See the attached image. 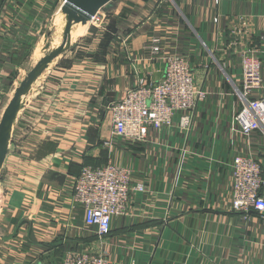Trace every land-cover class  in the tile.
<instances>
[{
	"label": "crops",
	"instance_id": "1",
	"mask_svg": "<svg viewBox=\"0 0 264 264\" xmlns=\"http://www.w3.org/2000/svg\"><path fill=\"white\" fill-rule=\"evenodd\" d=\"M59 2L0 0V122L12 99L2 104L4 79L21 84L26 71L63 42L66 22L56 45L58 30L49 25L55 9L61 11L64 0ZM164 2L112 0L101 9L99 27L74 24L70 49L24 96L0 173L3 253L21 246L30 258L54 264L68 249L95 245L109 252L113 264H264V219L231 208L233 158L252 152L264 164V130L250 144L232 131L242 108L235 94L241 65L227 49L232 23L245 17L246 42L260 47L264 75V0H176L189 29ZM162 26L169 28L166 34ZM160 35L188 57L208 92L193 130L155 133L151 142L135 145L113 139L107 105L138 77L164 75V62L149 60L145 49ZM111 160L132 167L150 193L134 194V215L115 219L101 243L86 228L84 209L72 201L68 179ZM1 258L0 264L12 263Z\"/></svg>",
	"mask_w": 264,
	"mask_h": 264
},
{
	"label": "built area",
	"instance_id": "2",
	"mask_svg": "<svg viewBox=\"0 0 264 264\" xmlns=\"http://www.w3.org/2000/svg\"><path fill=\"white\" fill-rule=\"evenodd\" d=\"M66 0H64L65 3ZM63 3V4H64ZM104 13L97 12L88 25L99 27ZM177 27L176 31H181ZM169 30L163 27L165 34ZM232 39L227 49L240 58L241 81L235 94L242 108L233 117L232 131L248 144L256 131L264 130V75L260 47H249L248 21L241 17L230 27ZM264 39V36H262ZM145 49L151 61L164 62V75L159 80L148 75L138 77L135 85L128 88L119 100L111 101L106 110L110 115L111 137L130 145L149 143L155 133L182 130L190 135L197 108L207 97V91L198 84L195 68L186 55L174 50L162 36L151 39ZM234 94V93H233ZM111 146L110 143H107ZM183 161V160H182ZM231 208L245 217L256 211L264 219V164L252 152L237 154L233 158ZM136 171L114 160L100 166H86L80 173L70 176L68 189L72 201L84 209L86 228L101 240L107 239L113 230L114 220L134 215L133 197L136 192L150 193L146 183L136 181ZM8 247V245H5ZM97 246V245H96ZM12 252L0 250L1 259L9 256L11 264H48L40 258H30L21 246ZM7 251V250H6ZM23 252L22 257L15 256ZM3 253V255H2ZM6 264L7 261H4ZM54 264H113L109 252L85 245L83 249H68Z\"/></svg>",
	"mask_w": 264,
	"mask_h": 264
},
{
	"label": "water",
	"instance_id": "3",
	"mask_svg": "<svg viewBox=\"0 0 264 264\" xmlns=\"http://www.w3.org/2000/svg\"><path fill=\"white\" fill-rule=\"evenodd\" d=\"M112 0H66L61 7L66 16V25L62 44L49 51L28 72L27 76L16 88L0 122V173L10 149L11 137L18 114L23 107V98L30 91L32 84L48 65L59 55L70 49L72 44V27L74 24H88L92 16L99 12Z\"/></svg>",
	"mask_w": 264,
	"mask_h": 264
},
{
	"label": "rangeland",
	"instance_id": "4",
	"mask_svg": "<svg viewBox=\"0 0 264 264\" xmlns=\"http://www.w3.org/2000/svg\"><path fill=\"white\" fill-rule=\"evenodd\" d=\"M58 2H59V0H58ZM63 2V0H60V2H59V6H60V3H62ZM165 6L166 7H169L171 10H172V12H174V17L179 21L178 23H180L181 25H182V28H186L187 27V29H189L190 27H189V21H188V19H187V15H186V13H184L183 12V10H182V8L180 7V5L176 2V0H175V3L172 1V0H165ZM59 8V7H58ZM58 8H56L55 10H56V12L52 15V17H50L49 19H50V21H49V25L50 26H52L53 27V29L54 30H58V31H56V33H55V35H54V43L53 44H57V43H59V36L61 35V34H59V30L61 31V28L63 27V25H64V23L66 22V16L62 13V11H60V12H58L57 10H58ZM56 14V15H55ZM45 16H47V13H46V15ZM65 17V18H64ZM52 18V19H51ZM176 20V21H177ZM55 23H57V26H56V24ZM52 29V30H53ZM51 48V47H50ZM31 70V69H30ZM29 69L26 71L27 72V74H28V72L30 71ZM5 72H7V74H6V76L8 75V73H10L11 72V69L10 68H7V70L5 71ZM25 73V71L23 72V74H21V78L22 77H24V74ZM27 74H26V76H27ZM25 76V77H26ZM17 77V76H16ZM18 80V81H17ZM16 82V83H15ZM19 79H11V80H9V81H6L5 82V79H4V96H5V101H2V104L4 103V106H5V104L7 103V101H8V99L9 98H11V97H13V95H14V91L15 90H13V89H15V85H17V86H19ZM8 87H9V91H8ZM12 95V96H11ZM1 187H0V194H1ZM1 195H0V204H1Z\"/></svg>",
	"mask_w": 264,
	"mask_h": 264
},
{
	"label": "trees",
	"instance_id": "5",
	"mask_svg": "<svg viewBox=\"0 0 264 264\" xmlns=\"http://www.w3.org/2000/svg\"><path fill=\"white\" fill-rule=\"evenodd\" d=\"M14 73V72H13ZM92 236H95L94 234ZM97 237V236H96Z\"/></svg>",
	"mask_w": 264,
	"mask_h": 264
}]
</instances>
